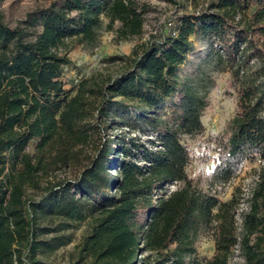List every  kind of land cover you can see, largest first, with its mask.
Here are the masks:
<instances>
[{
  "label": "trees",
  "instance_id": "1",
  "mask_svg": "<svg viewBox=\"0 0 264 264\" xmlns=\"http://www.w3.org/2000/svg\"><path fill=\"white\" fill-rule=\"evenodd\" d=\"M149 9L139 0L53 2L23 21L41 26L31 39L0 12V264H55L43 257L86 220L81 250L91 264H187L204 228L215 251L203 264H230L237 247L244 264H264V166L239 226L237 191L222 200L188 175L183 137L204 130L207 102L202 73L181 75L191 38H209L215 68L238 91L212 182H231L245 160L264 161V0L173 14L131 54L110 57L117 69L65 88L69 40L94 45L102 28L119 41L140 38ZM146 129L151 137L136 134Z\"/></svg>",
  "mask_w": 264,
  "mask_h": 264
},
{
  "label": "rangeland",
  "instance_id": "2",
  "mask_svg": "<svg viewBox=\"0 0 264 264\" xmlns=\"http://www.w3.org/2000/svg\"><path fill=\"white\" fill-rule=\"evenodd\" d=\"M139 1L150 5V9L145 15V28L142 37L119 41L115 32L102 28L99 39L94 45L86 42L81 43L75 38L69 40L71 46L68 56L72 62L65 68L63 74L65 88L71 89L83 77L94 71L100 69L106 72L114 71L120 66L121 62L110 61V57L131 54L135 45L146 41L152 34H157V31L171 15L201 11L212 0ZM53 2L60 5L63 0H0V12L5 23L11 27L20 25L26 30L27 39H31L37 32L41 31V26L39 24L30 25V23L23 21L30 13L48 7ZM118 26L119 24L116 23L115 27ZM191 39L193 51L181 66V75L184 79L193 71L198 70L197 73H202L201 94L205 95L207 104L202 114L204 130L196 136L183 137V141L188 144L191 155L187 167L188 175L191 176L201 190L214 194L222 200L231 199L237 191L241 201L237 220L238 225L241 226L242 212L247 210L250 204L251 194L257 184L264 161L259 157L254 160H245L240 164L237 176L231 182L227 184L212 182V173L218 162H220L219 142L228 136L229 122L237 111L238 91L231 73L219 71L214 66V62L209 55L213 40L196 35ZM178 97L177 93L173 94L164 101L163 105L168 107ZM136 134L142 139H147L151 137L152 132L146 129L145 132H137ZM29 150H33V145L30 146ZM165 189L171 190V186L167 185ZM89 232L90 220L75 223L64 232L71 237L70 242L43 258L55 264H91V256L81 250L84 239ZM214 251L215 242L210 229H201L196 242V252L192 256L187 255L185 261L187 264H203L206 258L213 255ZM145 255L140 253L138 257L140 263L143 262ZM230 264H244L239 247L236 248Z\"/></svg>",
  "mask_w": 264,
  "mask_h": 264
},
{
  "label": "built area",
  "instance_id": "3",
  "mask_svg": "<svg viewBox=\"0 0 264 264\" xmlns=\"http://www.w3.org/2000/svg\"><path fill=\"white\" fill-rule=\"evenodd\" d=\"M170 186H171V190H173V189L175 190L177 184L176 183H172V184H170Z\"/></svg>",
  "mask_w": 264,
  "mask_h": 264
}]
</instances>
